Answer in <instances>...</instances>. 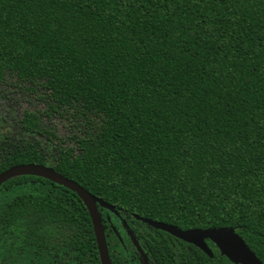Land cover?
Returning <instances> with one entry per match:
<instances>
[{"label":"trees","instance_id":"trees-1","mask_svg":"<svg viewBox=\"0 0 264 264\" xmlns=\"http://www.w3.org/2000/svg\"><path fill=\"white\" fill-rule=\"evenodd\" d=\"M8 79L46 95V112L23 113L25 133L50 134L54 115L77 131L52 162L38 144L13 148L0 173L47 166L113 206L99 208L111 264H129L123 220L157 264H232L136 216L231 228L264 263V0H0ZM0 190V220L65 222L69 254L100 264L74 193L33 176Z\"/></svg>","mask_w":264,"mask_h":264},{"label":"water","instance_id":"water-1","mask_svg":"<svg viewBox=\"0 0 264 264\" xmlns=\"http://www.w3.org/2000/svg\"><path fill=\"white\" fill-rule=\"evenodd\" d=\"M20 176L42 178L74 193L80 199L89 215L100 264H111L99 208L106 209L117 216L118 214L113 206L93 196L79 184L63 177L52 168L42 165L24 164L10 167L0 173V186L10 179ZM134 218L154 230L165 232L177 240L196 247L209 258L213 257V253L207 245V241L211 242L218 249L220 255L224 256L232 264H264L231 228L191 229L183 231L162 222L143 219L137 216Z\"/></svg>","mask_w":264,"mask_h":264},{"label":"rangeland","instance_id":"rangeland-1","mask_svg":"<svg viewBox=\"0 0 264 264\" xmlns=\"http://www.w3.org/2000/svg\"><path fill=\"white\" fill-rule=\"evenodd\" d=\"M23 88L24 90H21L20 84H16L12 79H8L4 84L0 85V163L10 150L28 144H38L40 149L46 152L48 162H52L54 157L57 156L53 148L60 144L63 146H71L73 144L72 136L77 131V129H75L76 131H73V129L77 124L69 122L65 116L54 115L50 121L47 118L42 119L45 129L50 134L38 136L25 133L21 126L23 113L25 111L32 113L46 112L47 103L45 102L46 95L43 89L27 84ZM51 134L54 137H51ZM120 224L116 223L115 226L113 225L116 228V232H118L120 227L124 234V240L118 234L120 240L127 245H129L128 241L130 240L133 246L137 248L136 250L142 252L138 246V242L140 243L142 240L137 239L124 220L120 221ZM144 252L149 256L152 264H157V261L154 260L156 255L150 254L145 250ZM157 256L159 257L158 254ZM190 264H195L194 260Z\"/></svg>","mask_w":264,"mask_h":264},{"label":"flooded vegetation","instance_id":"flooded-vegetation-1","mask_svg":"<svg viewBox=\"0 0 264 264\" xmlns=\"http://www.w3.org/2000/svg\"><path fill=\"white\" fill-rule=\"evenodd\" d=\"M23 224L31 228L21 230ZM67 240L65 222L0 220V264H79V257L69 254ZM128 242L129 245H124L129 264H152L139 242L142 252Z\"/></svg>","mask_w":264,"mask_h":264}]
</instances>
